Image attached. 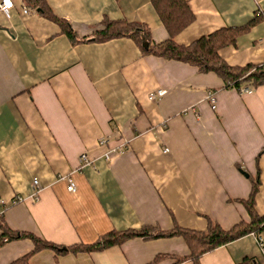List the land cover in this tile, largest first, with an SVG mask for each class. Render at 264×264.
I'll return each mask as SVG.
<instances>
[{
    "label": "crops",
    "instance_id": "1",
    "mask_svg": "<svg viewBox=\"0 0 264 264\" xmlns=\"http://www.w3.org/2000/svg\"><path fill=\"white\" fill-rule=\"evenodd\" d=\"M37 1L80 36L108 18L144 23L154 42L167 38L153 0ZM186 1L194 19L178 43L258 14L219 54L230 65L264 62V0ZM12 2L8 13L0 10V216L9 229L63 245L145 225L202 231L210 219L228 229L249 219L238 200L255 178V210L264 214V85L227 89L214 72L145 54L129 37L72 43L33 4ZM84 152L90 165L79 162ZM32 248L28 238L7 241L0 264ZM187 249L177 236L134 237L89 253L41 250L30 264H147ZM244 256L264 264V243L254 234L204 253L199 264H237Z\"/></svg>",
    "mask_w": 264,
    "mask_h": 264
},
{
    "label": "trees",
    "instance_id": "2",
    "mask_svg": "<svg viewBox=\"0 0 264 264\" xmlns=\"http://www.w3.org/2000/svg\"><path fill=\"white\" fill-rule=\"evenodd\" d=\"M27 1L37 7L43 16L56 22L72 43L129 37L137 43L145 54L186 62L196 66L199 72H214L221 77L224 81V87L227 89L239 91L241 87H246L252 90L264 85V62L230 65L219 54V50L222 47L235 45L237 36L247 31L259 20L260 16L258 14L239 27H222L208 34L201 35L189 44H181L176 41L175 36L194 19L186 0L152 1L153 7L167 32V38L160 42L152 40L149 28L144 23L125 19L110 20L103 18L97 26L92 28L91 32L80 36L67 20L55 16L43 1ZM142 37H145L148 41L147 48L141 46ZM258 188L259 179L251 180V189L248 197L238 200L245 207L249 219L241 220L228 229L222 228L210 219H208L206 229L202 231L181 227L177 224L167 230L160 229L155 225H145L140 229L111 230L100 235L91 243L63 245L45 240L31 232L13 231L6 226L0 216V246L13 239H30L33 243L32 250L10 263L30 264L31 256L41 250H52L58 255L89 253L120 245L134 237L149 240L177 236L181 237L186 244L188 248L186 254H156L147 264H159L164 260H168V264H179L184 261H190L191 264H199V259L204 253L223 246L228 242L247 234H254L257 237L264 235V214H259L255 210V196ZM237 264L263 263L252 256H244Z\"/></svg>",
    "mask_w": 264,
    "mask_h": 264
},
{
    "label": "built area",
    "instance_id": "3",
    "mask_svg": "<svg viewBox=\"0 0 264 264\" xmlns=\"http://www.w3.org/2000/svg\"><path fill=\"white\" fill-rule=\"evenodd\" d=\"M12 7H13L12 0H0V10L1 11L5 12V13H8L11 10ZM22 11L24 13H27L28 12V9L23 8ZM239 91L240 92H247V91H249V89L246 88V87H241L239 89ZM163 93H164V90H160V89L157 90V92H156L157 95H162ZM151 97H153V94L151 95ZM209 98L211 99L212 102H214V99H213V96H212L211 93H209ZM212 107H215V105L213 104ZM99 143L105 144L106 143V140L105 139H101L99 141ZM113 151H114V149L111 150V151H109V152H106L105 158L107 160H109L110 153L113 152ZM163 151L167 152L168 151V148H164ZM79 162H80L81 166L82 165H90L91 164V160L88 157L87 153H85V152L82 153L79 156ZM65 179L67 181V190L69 192H75L77 190V186H76L75 182L73 181V179L71 178V176L65 177ZM33 189H34V192L32 194V198L37 199L38 193L41 190V185H40L39 180L37 178H34L33 179ZM20 199H21L20 197H16L15 200H14V202H17ZM0 205H2L3 207L5 206L4 201L2 199H0ZM257 240H258L259 245L262 246L263 243H264L263 236L257 237Z\"/></svg>",
    "mask_w": 264,
    "mask_h": 264
},
{
    "label": "water",
    "instance_id": "4",
    "mask_svg": "<svg viewBox=\"0 0 264 264\" xmlns=\"http://www.w3.org/2000/svg\"><path fill=\"white\" fill-rule=\"evenodd\" d=\"M141 46L143 48H147L148 47V41L145 39V37H142Z\"/></svg>",
    "mask_w": 264,
    "mask_h": 264
}]
</instances>
